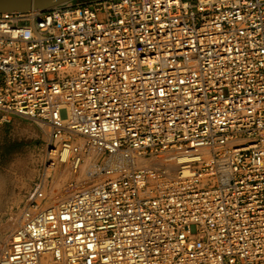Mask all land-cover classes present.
Returning a JSON list of instances; mask_svg holds the SVG:
<instances>
[{"label": "built area", "instance_id": "built-area-1", "mask_svg": "<svg viewBox=\"0 0 264 264\" xmlns=\"http://www.w3.org/2000/svg\"><path fill=\"white\" fill-rule=\"evenodd\" d=\"M0 114L43 129L52 165L94 150L177 166L55 207L36 184L0 264H264V0L0 14Z\"/></svg>", "mask_w": 264, "mask_h": 264}, {"label": "rangeland", "instance_id": "rangeland-1", "mask_svg": "<svg viewBox=\"0 0 264 264\" xmlns=\"http://www.w3.org/2000/svg\"><path fill=\"white\" fill-rule=\"evenodd\" d=\"M48 140L47 133L33 121L21 117L4 120L0 114V249L14 229L9 227V220L22 209L36 184L44 181L50 205L72 190L89 185L79 184L67 166L59 165L58 174L46 172ZM94 159L96 165L101 166L107 157L95 156ZM95 174L96 179L102 175Z\"/></svg>", "mask_w": 264, "mask_h": 264}, {"label": "bare ground", "instance_id": "bare-ground-1", "mask_svg": "<svg viewBox=\"0 0 264 264\" xmlns=\"http://www.w3.org/2000/svg\"><path fill=\"white\" fill-rule=\"evenodd\" d=\"M33 12H36V11H33ZM42 133L44 134V132H42ZM75 142L77 144L83 145L84 143H86V139L81 138V137L76 138ZM69 156H70V154H68V153L65 154V158L67 160H68ZM95 156H98V154L96 152H94V150H90L88 153H85L83 155L82 163H80V165L78 163L77 165H74V167L71 166V164L68 161L66 163H56L55 165H52L49 163V161H50L49 157H47V161H45L46 165H47L46 166V170H47L46 172L50 171L52 173L54 172L55 174H58L61 172L60 166H65V167L67 166V167H69L70 171L73 174H75L74 177L79 182V184H81V183H88L89 184L87 186L80 187L77 190H74V191L72 190L70 193H67L66 197L59 199L58 201L54 202V204H52L54 207L61 204L62 201L66 200L68 198L71 199V198L75 197L76 195L79 194V192H81L83 190V188L93 186V185H100V184L102 185L103 183H105L109 180H112L114 178H117L120 175H129L136 170L150 169L151 167H153V168L154 167L155 168L166 167L169 169H177V166L174 163L171 164L170 162H168L169 160H167L166 158H163V157L158 158V159H156V158L147 159V158H143L140 156L132 155L131 153L126 154L123 152H119L117 154H114V155L108 157L105 160V162L103 163V165L98 167L96 165L97 163L94 159ZM86 162H87V164L85 165ZM86 166H88L87 169H85ZM95 172L99 173V175L102 174L101 177H98L99 179H96L93 177ZM107 173H111V174L108 176V175H106ZM77 174H79V175H77ZM38 184L42 185V190L44 193V199L42 200V202L43 203L46 202L45 204L47 206H49L50 204L48 203V197L46 194V185H44V181L40 182ZM33 189L31 190L30 193L33 192ZM59 195H60V193H59ZM48 196H49V194H48ZM19 212L9 220V224H10L9 227L11 226L14 229L11 232V234L9 235L8 240L6 237H4V238H6L7 243H5V244L3 243L4 245L0 249V256L7 249L8 245L10 243V240H11V236L14 235V233L16 232V230L18 229L20 224H23V220L22 221L20 220L21 214ZM53 258H54V252L53 251H46L43 255L41 263L42 264H53Z\"/></svg>", "mask_w": 264, "mask_h": 264}, {"label": "water", "instance_id": "water-1", "mask_svg": "<svg viewBox=\"0 0 264 264\" xmlns=\"http://www.w3.org/2000/svg\"><path fill=\"white\" fill-rule=\"evenodd\" d=\"M74 0H0V14L43 11Z\"/></svg>", "mask_w": 264, "mask_h": 264}]
</instances>
